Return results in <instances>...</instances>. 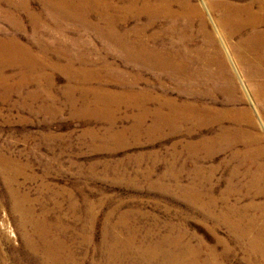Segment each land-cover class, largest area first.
Listing matches in <instances>:
<instances>
[{
	"label": "rangeland",
	"instance_id": "1",
	"mask_svg": "<svg viewBox=\"0 0 264 264\" xmlns=\"http://www.w3.org/2000/svg\"><path fill=\"white\" fill-rule=\"evenodd\" d=\"M229 7L264 16L0 0V264H264L254 231L234 239L241 216L264 227V109L233 54L264 18L230 36Z\"/></svg>",
	"mask_w": 264,
	"mask_h": 264
},
{
	"label": "crops",
	"instance_id": "2",
	"mask_svg": "<svg viewBox=\"0 0 264 264\" xmlns=\"http://www.w3.org/2000/svg\"><path fill=\"white\" fill-rule=\"evenodd\" d=\"M229 10V13H226L225 16L222 18V23L224 25L232 24L234 27V32L229 31V35L233 36V34L240 33L244 28H254L260 23L261 19L264 18L260 17V15L252 16L256 19L255 22H246V21H237V18H240L239 16H242L241 14L243 11L236 7H229L227 8ZM249 14L251 11L249 10ZM259 14H263V12L259 11ZM232 16H231V15ZM246 15V14H245ZM256 29V28H255ZM241 36V35H240ZM264 33H255V40L257 42H250V40H243L239 44L242 46V48L233 51V54L236 56V58L243 63H249V70L250 74L246 77L252 78L254 80V87L252 88V94L254 96V99L257 102V105L261 107V109H264V41L263 38ZM225 62L224 57H221V60H219L217 63ZM245 88V85L242 84ZM262 92L263 96H259V93ZM260 109V108H259Z\"/></svg>",
	"mask_w": 264,
	"mask_h": 264
},
{
	"label": "bare ground",
	"instance_id": "3",
	"mask_svg": "<svg viewBox=\"0 0 264 264\" xmlns=\"http://www.w3.org/2000/svg\"><path fill=\"white\" fill-rule=\"evenodd\" d=\"M148 3H150V2H148ZM48 4H50V2H48L47 5ZM96 4H98L97 1H96ZM51 5L53 6L54 9H61L62 8L58 3H55V1H53V4L51 3ZM152 8H153V6H152ZM153 10L156 11V12H159V9H153ZM240 10H247V9L244 8V9H240ZM250 16L251 15L246 16V18L242 17V16H239L240 18H237V21H239V22L240 21L255 22L256 19L253 16H251V17ZM134 55H135V53L133 52L132 56L134 57ZM137 55H138V53H137ZM135 59H137V58H135ZM259 96L260 97L263 96V93L260 92ZM263 193H264L263 189L259 186L258 189H257V195L260 196ZM263 208H264L263 205H260V206L258 205L256 207V209H258L261 212V214L264 216ZM257 221L258 220L255 217L247 218V216L245 217V215L241 216L240 219L238 220V222H236L237 223L236 224V227H237L236 229H238V233H236V236H234L235 241H238V240L241 241L244 237L247 238L246 237L247 232H251V231L255 232V234H254L255 237H253L254 239H252L250 241L249 245H248V246H250L249 250L251 251V254L253 255V256L251 255L252 257L258 256V255H261V256L264 255V227L259 229L257 227ZM171 257L172 258L169 261L172 264L174 262V260H177V256L174 255V256H171ZM250 264H254V261H252Z\"/></svg>",
	"mask_w": 264,
	"mask_h": 264
}]
</instances>
